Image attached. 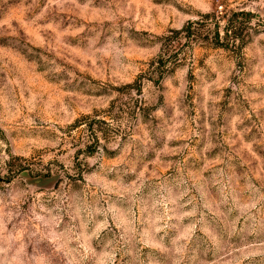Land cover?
Here are the masks:
<instances>
[{
	"label": "rangeland",
	"instance_id": "374dc122",
	"mask_svg": "<svg viewBox=\"0 0 264 264\" xmlns=\"http://www.w3.org/2000/svg\"><path fill=\"white\" fill-rule=\"evenodd\" d=\"M0 264H264V0H0Z\"/></svg>",
	"mask_w": 264,
	"mask_h": 264
},
{
	"label": "trees",
	"instance_id": "16d2710c",
	"mask_svg": "<svg viewBox=\"0 0 264 264\" xmlns=\"http://www.w3.org/2000/svg\"><path fill=\"white\" fill-rule=\"evenodd\" d=\"M204 17L208 18L210 14H203ZM212 18V15H211ZM214 19V18H212ZM215 25L217 28H219L218 22H215ZM188 30L189 33H194L187 28V26L183 30ZM223 31V36L226 39H231L233 42L240 40H243V35H242V30L240 29L239 26H237L232 19H227L225 25L222 27ZM189 33H186L185 36H189ZM219 31L218 29L216 30V35H218Z\"/></svg>",
	"mask_w": 264,
	"mask_h": 264
}]
</instances>
